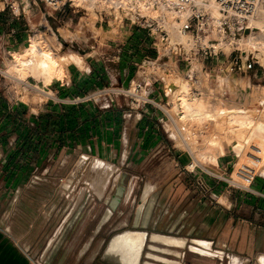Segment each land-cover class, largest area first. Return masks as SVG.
<instances>
[{
	"label": "crops",
	"instance_id": "crops-1",
	"mask_svg": "<svg viewBox=\"0 0 264 264\" xmlns=\"http://www.w3.org/2000/svg\"><path fill=\"white\" fill-rule=\"evenodd\" d=\"M28 11L21 20L0 10V60L2 47L24 50ZM97 15V24L109 18ZM62 19L56 28L69 29ZM77 31L62 39L64 56L77 59L49 85L54 100L12 103L0 91V226L39 264H243L264 255V171L248 190L221 183L199 201V170L185 172L194 151L178 145L159 104L131 108L120 94L67 102L129 86L135 62L153 53L146 30ZM153 95L162 104L159 90ZM237 164L220 150L212 163L216 172ZM128 232L140 235L138 256L134 244L115 242Z\"/></svg>",
	"mask_w": 264,
	"mask_h": 264
},
{
	"label": "built area",
	"instance_id": "built-area-1",
	"mask_svg": "<svg viewBox=\"0 0 264 264\" xmlns=\"http://www.w3.org/2000/svg\"><path fill=\"white\" fill-rule=\"evenodd\" d=\"M43 1L53 11L65 12L68 7L85 9L76 5L74 0ZM104 1L106 6L96 9L101 18L112 17L146 30L148 45L153 53L144 52L140 60L135 62L136 74L129 86H106L67 102L79 103L95 100L100 96L120 94L130 98L131 108L143 104H159L162 113L169 121L174 122L169 109H163L161 104L155 101V90H159L166 97L167 105L170 104L168 97L171 85L177 76H181L186 80L189 93L193 96L211 102L221 100L222 97L228 101V93H218L213 83L217 81L218 74L244 73L258 61L250 47L244 45L241 39L258 29L250 23V19L256 16L260 8H264V0ZM7 7H11L15 14L21 15L19 6L15 8L14 0H0V10ZM146 9L156 10V13L146 12ZM175 35L182 38L176 39ZM5 74L6 70L0 65V91L10 96V102L26 104L22 99L24 90L16 92L5 84ZM24 85H21L22 89L29 90ZM55 98L51 91L45 101ZM175 129L182 135L178 127ZM201 165L185 167L186 173L199 170V174L192 178L199 201L209 199L212 191L221 183L237 190H248L256 176L261 175L255 171L254 166H249L240 172V179L236 180L233 178L234 168L230 172H216ZM25 254L32 264H39L30 254Z\"/></svg>",
	"mask_w": 264,
	"mask_h": 264
},
{
	"label": "rangeland",
	"instance_id": "rangeland-1",
	"mask_svg": "<svg viewBox=\"0 0 264 264\" xmlns=\"http://www.w3.org/2000/svg\"><path fill=\"white\" fill-rule=\"evenodd\" d=\"M23 1L24 0H14L15 8H17V6H19L20 4L19 9L21 15H19V17L21 20L26 18L24 15L25 10H27V12H29V9L31 10V12L29 13L30 15L28 14V16L30 17L31 24L30 30L28 32L29 40L22 47V49H25L24 47L30 44L31 37L38 34L41 36V39L44 41V45H46V47H49L50 49L52 47L57 52V54L61 56L65 55L66 52H69L67 48L63 47L62 39L67 38L69 36H73V32H75L76 30H84L87 32H91L96 31L99 28V32H106L107 30H110L111 32H118V30L123 27V22L119 21V19H114L112 17H105L104 21H99L97 24V21L100 17H98L96 9L105 7L106 5L104 4V1L97 2L94 6H89L86 3H81L74 0L76 4H78L80 7H84L85 9L79 7H68L65 13L66 20H69L68 22L70 24V27L69 29L61 28L59 30L56 28V24H58L59 21L64 18L65 13L61 11H53L43 0H36V5L32 4L31 8L24 9V4L27 3V0H25L24 3ZM2 6L3 5H1V7ZM6 9L10 10V13L13 12L11 7H7ZM251 35H253V37H256L259 40L263 39V32L259 27ZM247 41L248 40H246L245 42L247 43ZM246 46L250 47L255 57L258 56L257 63L251 69L244 73L239 72L231 75L218 74L217 81H213L217 88L216 91L218 93H224V91H226L230 100L226 101L224 100V97H222L220 98L221 100L211 102L203 98V100L205 101L204 108L209 111V115L211 116L206 118V120L208 119L206 122H199V124L195 123L193 125L188 124L186 125L185 130L181 128L183 136H186V139H183V136L181 137V135L178 134L175 129L176 126L174 122L169 121V126L173 130L174 136L177 139V143L182 148V150H184V152L190 155L188 147H192L195 157H198L197 160L199 159L198 161L202 163V165L201 163L200 165L210 170H214V167L209 160L212 156L217 157L219 154V150L221 151V153H225L227 151V156L232 158V164L240 162L236 165L239 166L243 160V162H245V160H248V152L253 151L251 145L257 142L255 145L258 146L262 151L261 154L259 153L261 157V163H263L260 167L261 170L264 171V104H262L264 103V48H261L260 46L255 47L247 44ZM254 48H256V50ZM1 49L3 57L0 60V65L2 69L6 70L8 68L10 74L16 78L14 80L13 77L8 74H5L7 76V81H5V84H8V86L13 88L16 92H22L24 90V96L22 99L26 102L33 101L37 103L42 102V100H47L46 94L40 92L35 87L37 86L51 93L49 85L53 82L54 79L62 78L64 75L57 76L55 78H52L51 81H49L45 76H42L40 74L34 73L28 76L18 74L16 69H13L11 67L8 55L7 62L5 56L8 51H13L14 48L11 47L8 49H4V47H2ZM69 63L70 62L66 63L64 69ZM17 77H21L25 81H22V79ZM41 78L44 79L43 82ZM0 81H2L1 78ZM26 81H29L32 84L28 83L26 85ZM2 84H4V82L1 83V86ZM23 84H25L24 86L29 88V90L27 89L26 91L25 89H22L21 85ZM34 85L35 87H33ZM162 96L164 100L161 104V107L163 109L169 108V112L174 117V111L170 109L174 107V101L171 94H169L168 97V100L170 102V104L168 105L166 104V97L164 95ZM241 120L248 121L247 124L251 127V129L247 130V128H245L244 130H242V133L236 132L231 134L229 129L230 126L233 123L238 124ZM181 126L183 125L181 124ZM198 147H202V150L204 152L206 151V154L209 155V160H205L206 163H203L204 160H202L201 157L198 156ZM232 148H235L236 152L241 155L239 158L236 157ZM84 163L85 157L83 156L78 160L77 166L73 171V174H78L77 171H79L80 167ZM194 163L196 162L194 161ZM233 168L235 170L234 166L232 167V169ZM257 168L256 172L262 174L263 171L261 172L259 171V168ZM113 169L114 167L112 166V171ZM91 173L92 172L90 169V175ZM79 174L81 173L79 172ZM96 174L101 175L100 172ZM257 177L258 175L256 176V178ZM122 185H125V183ZM256 258L250 259L249 261L243 264H264V255L259 256L258 259Z\"/></svg>",
	"mask_w": 264,
	"mask_h": 264
},
{
	"label": "bare ground",
	"instance_id": "bare-ground-1",
	"mask_svg": "<svg viewBox=\"0 0 264 264\" xmlns=\"http://www.w3.org/2000/svg\"><path fill=\"white\" fill-rule=\"evenodd\" d=\"M75 1L86 3L89 6H94L97 2H102L104 0H75ZM145 11L152 12L154 14L156 13V10H153V9H146ZM250 23L252 25H256L257 27L261 28L263 32V36H262L263 39L259 40L256 37H253V35L251 34H253L255 32L254 31L250 33L247 37H244L243 39H241V42L245 45L247 44V45H252L255 47L260 46L261 48H264V8H260L258 10L256 16L250 19ZM174 38L180 39L182 37H180L179 35H175ZM246 40H248L247 43L245 42ZM254 49L256 50V48ZM256 57L258 58V56ZM8 58L10 59L11 67L13 69H16L18 74H21L23 76L25 75L28 76L34 73L40 74L42 76H45L47 80L49 81H51L52 78L54 77L62 76L63 69L66 63L72 62L73 60L77 59L76 56H64V55L59 56L52 47L50 49L49 47H46V45H44V41L41 39V36L38 34L31 37L30 44L26 46L22 52L13 50L8 54ZM7 72L10 74L9 71ZM17 78L22 79L21 77H17ZM22 81H25V80L22 79ZM27 84L28 83H26V85ZM33 87H35V85ZM35 88L38 89L40 92L46 94V96H48V94H51L37 86ZM170 94L174 101V107L170 108L174 111V115L176 116V117L174 116V123L176 124V128L178 127L181 131L182 129L183 130L186 129V125L188 124L193 125L195 123L199 124V122H206L208 120V119L206 120V118L211 116L209 115V111L204 108L205 101L203 100V98L193 96L192 94H190L188 90L187 82L181 76H177L173 80V85H171V88H170ZM166 109H169V108H166ZM247 122L248 121L241 120L238 124L233 123L229 128L231 134L236 133V132L242 133V130H244L245 128H247V130L251 129V127L247 124ZM181 124L183 126H181ZM185 139H186V136H185ZM256 143L257 142H255V144ZM255 144L251 145V148L253 151L252 152L249 151L247 154L248 160L247 161L245 160V162H243L244 160L242 159L243 161L239 166H234L235 167V170L233 173L234 179L236 180L240 179L239 178L240 172L249 166H254L255 171H256V168L258 167L259 171H261L260 166L263 163H261L260 154L262 151ZM189 149L191 148L189 147ZM202 149H203L202 147H198L197 149L198 156H200L201 159L204 161L209 160L208 158L209 155L206 154L207 152L206 151L204 152ZM197 158H196V161L194 160L196 163H194L193 161L189 165L190 167H193L195 164H200L198 161L199 159L197 160ZM217 158L218 156L217 157L212 156L209 161L211 163H216ZM204 163H206V161ZM139 236L140 235L137 234L134 237L132 233L128 232L116 238L115 242H118L120 245H124V246L134 244V250H135L134 253L137 254L138 256L139 249H140V246H139L140 242L138 240H141Z\"/></svg>",
	"mask_w": 264,
	"mask_h": 264
},
{
	"label": "water",
	"instance_id": "water-1",
	"mask_svg": "<svg viewBox=\"0 0 264 264\" xmlns=\"http://www.w3.org/2000/svg\"><path fill=\"white\" fill-rule=\"evenodd\" d=\"M124 186L120 185L122 192ZM0 264H32L29 257L8 235V228L0 226Z\"/></svg>",
	"mask_w": 264,
	"mask_h": 264
}]
</instances>
